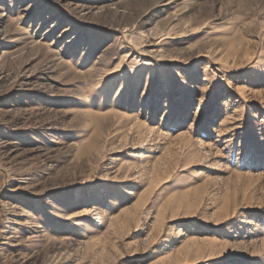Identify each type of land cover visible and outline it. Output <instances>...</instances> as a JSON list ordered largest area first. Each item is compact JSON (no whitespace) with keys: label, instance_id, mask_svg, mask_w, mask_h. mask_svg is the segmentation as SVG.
<instances>
[{"label":"rangeland","instance_id":"374dc122","mask_svg":"<svg viewBox=\"0 0 264 264\" xmlns=\"http://www.w3.org/2000/svg\"><path fill=\"white\" fill-rule=\"evenodd\" d=\"M0 264H264V0H0Z\"/></svg>","mask_w":264,"mask_h":264}]
</instances>
